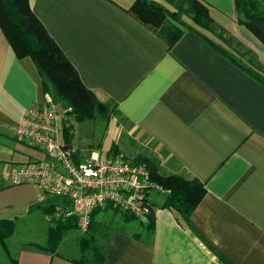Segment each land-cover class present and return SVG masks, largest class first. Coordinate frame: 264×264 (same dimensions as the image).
<instances>
[{
    "label": "crops",
    "instance_id": "obj_1",
    "mask_svg": "<svg viewBox=\"0 0 264 264\" xmlns=\"http://www.w3.org/2000/svg\"><path fill=\"white\" fill-rule=\"evenodd\" d=\"M29 1L83 83L101 102L118 105L90 145L110 153L117 144L134 157L140 140L153 148L162 173L206 187L191 215L194 230L162 206L166 191H152V242L116 229L103 264H264V84L190 29L169 48L126 11L133 0ZM201 1L226 35L243 27L234 0ZM44 102L34 63L15 56L0 28V218L14 219L16 228L35 222V235L9 264H76L79 256L78 248L60 251L66 236L56 253L35 245L47 240L48 217L35 209L45 193L10 179L15 165L41 157L15 132L26 111ZM19 235L8 239L10 250Z\"/></svg>",
    "mask_w": 264,
    "mask_h": 264
},
{
    "label": "trees",
    "instance_id": "obj_2",
    "mask_svg": "<svg viewBox=\"0 0 264 264\" xmlns=\"http://www.w3.org/2000/svg\"><path fill=\"white\" fill-rule=\"evenodd\" d=\"M234 3L238 23L264 45V0H234ZM126 11L163 39L169 48L181 38L185 29L194 31L203 36L218 52L264 84V68L255 59V53L250 49H232L231 39L225 36L226 30L218 27L208 5L201 0H133ZM0 28L15 56L32 60L45 94H50L56 105L68 110L63 119L66 145L72 146L74 139L73 120L82 123L102 119L105 121L104 131L106 130L111 117L120 113L117 103L101 102L83 83L77 69L33 12L29 0H0ZM119 153V146L113 144L110 154ZM132 158L134 162L146 163L152 179L167 192L162 206L175 211L177 217L194 230L191 215L206 195L205 184L197 178L188 179L177 172L162 173L161 160L144 152ZM72 205V200L68 197L46 195L35 206V209L48 217L49 222L46 243L35 244L36 246L56 253L60 242L69 231L80 230L76 216L61 213L71 209ZM150 205L147 222H142L111 205L94 209L86 230L76 236L79 256L72 260L76 264H103L111 233L116 229L128 231L125 226L135 221L139 228L132 230L133 235L152 242L155 214L151 202ZM58 213L61 215L58 216ZM15 229L14 219L0 218V246L13 261L16 259L11 255L8 239Z\"/></svg>",
    "mask_w": 264,
    "mask_h": 264
},
{
    "label": "built area",
    "instance_id": "obj_3",
    "mask_svg": "<svg viewBox=\"0 0 264 264\" xmlns=\"http://www.w3.org/2000/svg\"><path fill=\"white\" fill-rule=\"evenodd\" d=\"M67 111H60L50 94H45L41 106L26 111L15 136L39 150L41 157L15 165L11 183H32L45 196L70 198L71 209L61 213L76 216L81 231L86 230L92 211L107 205L147 222L150 194L163 189L146 163L134 162L121 152L113 155L100 148L80 150L66 145L63 119Z\"/></svg>",
    "mask_w": 264,
    "mask_h": 264
},
{
    "label": "rangeland",
    "instance_id": "obj_4",
    "mask_svg": "<svg viewBox=\"0 0 264 264\" xmlns=\"http://www.w3.org/2000/svg\"><path fill=\"white\" fill-rule=\"evenodd\" d=\"M238 30L234 34L232 33L229 34V32L227 35L225 34V36L227 38H230L232 41L231 48L236 49L237 51H246L249 49L252 50L255 53V59L257 60L259 65L264 68V45L256 37H254V35H252L250 31H248L244 27H239ZM212 38H214L217 41H220L218 38L214 36H212ZM58 109L61 111L59 107ZM73 125H74V139H73L74 146L81 148L85 147L89 149L97 148L96 146L90 144L95 143V141L99 140L100 136L104 134V127H105L104 120L100 119L95 122L85 121L82 123L73 120ZM135 147L137 148V150H140L141 152H144L147 155L150 156L155 155L153 148L152 147L147 148L144 144L141 143L140 140L136 142ZM159 194L161 197L165 195L163 192H160ZM125 227L129 230H135L139 228V224L137 221H135L133 224L127 225ZM34 228H35V222L33 223V222L25 221L15 229V231H18L20 235L12 239L10 243L11 244L10 251L13 258H17L19 249L23 245L22 241L24 242L30 236L35 235ZM30 229H32L33 231L30 232ZM37 232L40 233L39 227L37 228ZM80 233L81 230L69 231L66 234L65 243L60 248V251L66 254H71L74 250H76L77 248L76 236L79 235ZM42 237H43L42 235L41 238L40 236H37L36 239L40 241ZM44 240L46 241L45 237ZM9 262H10L9 257L5 254L2 247L0 246V264H9Z\"/></svg>",
    "mask_w": 264,
    "mask_h": 264
}]
</instances>
